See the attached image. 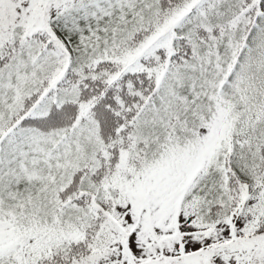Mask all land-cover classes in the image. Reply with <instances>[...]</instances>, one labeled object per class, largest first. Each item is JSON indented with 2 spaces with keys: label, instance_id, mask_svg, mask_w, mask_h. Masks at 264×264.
I'll return each mask as SVG.
<instances>
[{
  "label": "snow or ice",
  "instance_id": "1",
  "mask_svg": "<svg viewBox=\"0 0 264 264\" xmlns=\"http://www.w3.org/2000/svg\"><path fill=\"white\" fill-rule=\"evenodd\" d=\"M0 264H264V0H0Z\"/></svg>",
  "mask_w": 264,
  "mask_h": 264
}]
</instances>
